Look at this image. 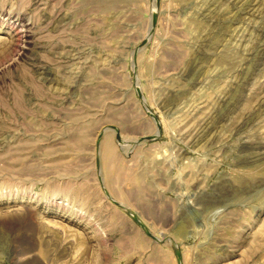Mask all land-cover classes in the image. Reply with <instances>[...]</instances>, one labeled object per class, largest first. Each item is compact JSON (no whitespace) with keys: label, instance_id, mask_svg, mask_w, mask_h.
<instances>
[{"label":"rangeland","instance_id":"1","mask_svg":"<svg viewBox=\"0 0 264 264\" xmlns=\"http://www.w3.org/2000/svg\"><path fill=\"white\" fill-rule=\"evenodd\" d=\"M263 117L264 0H0V264H264Z\"/></svg>","mask_w":264,"mask_h":264},{"label":"bare ground","instance_id":"2","mask_svg":"<svg viewBox=\"0 0 264 264\" xmlns=\"http://www.w3.org/2000/svg\"><path fill=\"white\" fill-rule=\"evenodd\" d=\"M228 2V1H227ZM258 2V1H257ZM247 5V4H246ZM243 6V5H242ZM226 8V7H225ZM243 10V9H242ZM252 21V20H251ZM249 24V23H248ZM259 28V27H258ZM245 32V31H244ZM263 50V49H262ZM239 87V86H238ZM202 105V104H201ZM189 107V106H188ZM259 112V111H258ZM261 112V111H260ZM179 114V113H178ZM262 114V113H261ZM185 116V115H184ZM187 116V115H186ZM182 118V117H181ZM264 118V117H263ZM176 119V118H175ZM179 119V118H178ZM262 119V118H261ZM181 123V122H180ZM177 125V124H176ZM243 125V124H242ZM212 126V125H211ZM183 130V129H182ZM244 131V130H243ZM201 135V134H200Z\"/></svg>","mask_w":264,"mask_h":264}]
</instances>
